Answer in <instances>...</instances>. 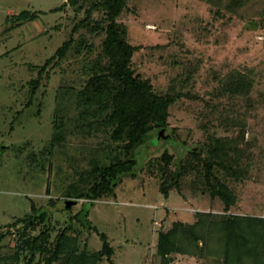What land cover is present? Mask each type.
I'll return each mask as SVG.
<instances>
[{"label": "rangeland", "instance_id": "1", "mask_svg": "<svg viewBox=\"0 0 264 264\" xmlns=\"http://www.w3.org/2000/svg\"><path fill=\"white\" fill-rule=\"evenodd\" d=\"M257 1L248 0L238 13L207 0L126 1L117 22L140 48L135 72L159 91L172 84L177 92L163 131L170 137L156 140L157 129L150 131L130 152L134 176L122 177L113 195L88 200L68 195L88 189L95 165L126 158L121 143L110 139V126L101 116L82 117L78 102L89 62L99 56L103 36L90 27L102 12L93 11L83 27L85 11L66 0H0V264L30 258L31 264H65L62 254L50 259L63 231L86 254L99 252L100 233L106 235L113 253L95 264H164L156 243L174 221L199 218L194 245L205 249L213 235L221 241L228 234V225L198 215L204 212L233 217L229 227L242 235L243 258L264 264V27ZM25 10L36 16L20 18ZM66 42L69 49L57 54ZM157 44L171 59L148 57ZM235 68L252 80L243 98L221 81ZM209 145L232 156L225 158L232 167L215 165L205 174L193 152L204 156ZM163 153L173 159L165 162ZM179 163L185 170L164 197L163 167L174 171ZM218 181L235 194L226 212L215 195ZM39 212L43 218L33 217ZM43 231L39 249H19ZM167 264L200 263L177 254Z\"/></svg>", "mask_w": 264, "mask_h": 264}, {"label": "trees", "instance_id": "2", "mask_svg": "<svg viewBox=\"0 0 264 264\" xmlns=\"http://www.w3.org/2000/svg\"><path fill=\"white\" fill-rule=\"evenodd\" d=\"M126 1L66 0L68 5L75 11H85V16L81 20L83 27H85V23L91 20L93 11L100 10L102 12V17L94 19L95 23L90 27V30H95V34L102 35L103 38L99 56L94 62H89L90 65L86 69L88 77L77 92L78 102L82 107L80 114L84 118L101 116V119L110 126V139L120 142V147L126 155L125 159L119 158V155H114L108 164L95 165L91 172L93 183L85 191L69 193V198L96 200L113 195L122 177L134 176L136 160L130 154L138 144L144 142L150 131L157 129L156 140L160 137L164 139L170 137L163 135V131L167 124L169 108L175 102L177 92L172 89V84L165 91H159L148 79L135 72L133 58L140 48L128 40L129 35L126 26L117 22V18L126 7ZM207 1L217 6V8L231 13H238L240 8L248 2V0ZM257 2L263 4L258 13L260 16L263 15L261 26L264 27V0H258ZM59 8L60 6L54 8L53 11ZM31 14L25 10L18 16L23 19H30L34 15ZM67 44L68 42L58 48L56 50L57 54H65V51L69 49ZM163 46L157 44L149 47L148 57L150 55L156 57L152 60L164 59L166 61L171 59L172 52L168 48H162ZM172 60L174 61V57H172ZM45 67L42 66L39 73L44 71ZM221 81L226 91L237 97H246L252 88V80L248 72L236 68L227 72ZM206 151L204 156L201 152H193V155L198 159V163L202 164L205 174L210 175L215 165L225 169L232 167L231 164H226L227 160L225 158L230 160L234 158L232 156L228 157L223 148L219 151L216 145H209ZM162 158L168 163L173 159V155L163 153ZM184 170V165L181 163L176 166L174 171L168 170L166 166L163 167L162 177H164L160 183V191L164 197H167L171 183L178 182ZM217 184L215 195L224 204L223 210L226 212L235 203V194L226 183L218 181ZM68 201L71 200L68 199ZM65 207L70 206L67 204ZM41 214V212L39 214L35 213L33 217L41 219L43 218ZM198 215H204L205 219H212V223L218 221L224 224L225 227L228 225L226 230L223 229L224 232L227 231L228 233L225 235L226 237L224 236L225 238L222 237L224 242L220 241L221 238L218 235H213L212 241L207 246L208 249L203 246L198 247L194 245V240L198 236L195 230L199 229L201 220L197 218L196 223L193 224H182L174 221L168 230L159 234L156 253L160 257V263L167 264L177 254H185L195 256L200 264H237L238 261L239 264H259L252 257H249V261L243 258L245 253L244 246L241 243L242 235L229 227L231 221L233 222V217L224 216L221 220H218L215 218L217 216L212 213L204 212ZM28 223L32 224V220ZM46 235L47 233L43 231L38 236H28L20 242L18 247L20 250L29 249L34 251L36 247L38 248L36 246L38 239L42 238L44 240ZM100 238L103 241L101 250L95 254L92 252L86 254L78 250L75 238H69L63 231L57 237L50 259L53 260L54 257L62 254L65 264H95L97 258L99 259L102 255L109 258L113 253L106 235L100 233ZM30 260L31 258L27 261V264H31ZM259 261H261L260 258ZM46 264H49V262H46ZM111 264L115 263L111 261Z\"/></svg>", "mask_w": 264, "mask_h": 264}]
</instances>
